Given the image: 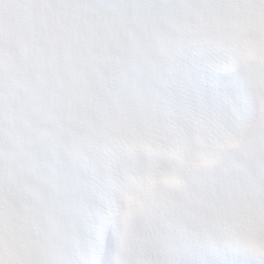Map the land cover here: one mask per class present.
Segmentation results:
<instances>
[{
	"label": "snow or ice",
	"instance_id": "1",
	"mask_svg": "<svg viewBox=\"0 0 264 264\" xmlns=\"http://www.w3.org/2000/svg\"><path fill=\"white\" fill-rule=\"evenodd\" d=\"M99 7L166 39L102 133L23 147L6 264H264V0ZM3 207L0 176V235Z\"/></svg>",
	"mask_w": 264,
	"mask_h": 264
},
{
	"label": "clouds",
	"instance_id": "2",
	"mask_svg": "<svg viewBox=\"0 0 264 264\" xmlns=\"http://www.w3.org/2000/svg\"><path fill=\"white\" fill-rule=\"evenodd\" d=\"M100 0H0V176L5 261L22 243L9 210L24 146L102 133L134 69L166 39L158 17L117 13Z\"/></svg>",
	"mask_w": 264,
	"mask_h": 264
}]
</instances>
